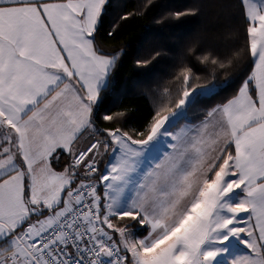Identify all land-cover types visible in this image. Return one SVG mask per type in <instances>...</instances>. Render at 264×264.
<instances>
[{"label":"snow or ice","instance_id":"obj_1","mask_svg":"<svg viewBox=\"0 0 264 264\" xmlns=\"http://www.w3.org/2000/svg\"><path fill=\"white\" fill-rule=\"evenodd\" d=\"M110 7L0 0V264H264V0H221L243 45L193 41L143 130L97 122L125 55L98 42Z\"/></svg>","mask_w":264,"mask_h":264},{"label":"trees","instance_id":"obj_2","mask_svg":"<svg viewBox=\"0 0 264 264\" xmlns=\"http://www.w3.org/2000/svg\"><path fill=\"white\" fill-rule=\"evenodd\" d=\"M109 2L111 7L103 17L98 42L106 52L123 50L125 55L121 57L122 62L114 73L115 87L97 117L102 128L116 126L124 130H143L152 115V104L146 93L158 88L161 91L169 88L173 96L176 95L181 87L175 78L177 65L193 41H199L202 47L213 48L225 56L243 45L242 36L225 38V16L237 15L238 10H223L220 7L221 0ZM197 7L200 11L196 16L176 19L168 15ZM122 16H127V19H121ZM114 25V34L109 37L107 33ZM138 60L147 63L137 64ZM190 66L194 74L201 77L202 83L207 75L205 66L194 60ZM231 93L232 89L225 91L212 103L219 102L223 96ZM105 109H110L112 113L123 111L125 116L110 124L101 119Z\"/></svg>","mask_w":264,"mask_h":264},{"label":"crops","instance_id":"obj_3","mask_svg":"<svg viewBox=\"0 0 264 264\" xmlns=\"http://www.w3.org/2000/svg\"><path fill=\"white\" fill-rule=\"evenodd\" d=\"M85 145V141L84 140H81L80 141V146H84Z\"/></svg>","mask_w":264,"mask_h":264}]
</instances>
